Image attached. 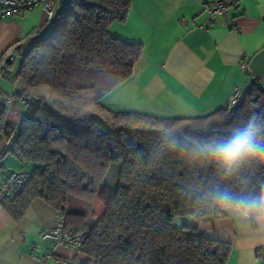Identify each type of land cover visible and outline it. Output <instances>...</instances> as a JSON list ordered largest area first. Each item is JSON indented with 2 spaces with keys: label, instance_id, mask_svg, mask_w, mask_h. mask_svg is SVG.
<instances>
[{
  "label": "trees",
  "instance_id": "16d2710c",
  "mask_svg": "<svg viewBox=\"0 0 264 264\" xmlns=\"http://www.w3.org/2000/svg\"><path fill=\"white\" fill-rule=\"evenodd\" d=\"M129 12V0L61 1L42 33L5 60L3 75L17 63L13 106L26 109L16 128L1 130L5 155L33 168L2 209L18 221L41 199L62 212L65 231L86 234V264H226L230 244L199 235L196 226L176 229L173 220L224 217L231 208L216 202V192H264V159L226 176L213 158L193 151L229 138L253 113L264 124V91L253 84L239 107L192 118L109 110L102 99L131 76L142 51L109 33ZM48 102L59 117L45 112ZM114 163L115 188L105 184Z\"/></svg>",
  "mask_w": 264,
  "mask_h": 264
},
{
  "label": "crops",
  "instance_id": "0c3cea01",
  "mask_svg": "<svg viewBox=\"0 0 264 264\" xmlns=\"http://www.w3.org/2000/svg\"><path fill=\"white\" fill-rule=\"evenodd\" d=\"M220 0H129L130 12L122 23L109 27L111 36L142 46L131 76L108 93L102 104L114 112H134L159 118H192L229 108L236 90L248 84L239 64L264 50V0H235L237 7L222 19L207 22L208 11ZM39 8L21 18L0 22V69L16 46L33 38L43 28ZM17 70L15 62L11 71ZM0 74V99L12 96L13 74ZM264 91V75L257 82ZM24 114V107L13 106ZM11 107V108H12ZM10 108V109H11ZM16 113V112H15ZM14 115V114H13ZM4 127L16 128L19 118ZM8 142L0 135V182L9 172L31 171L26 164L5 155ZM57 211L34 199L20 220L14 221L0 208V264H86L81 253L65 247L52 250L41 240ZM196 226L199 235L231 246L226 264H259L264 254V225L233 209L213 221ZM183 227V228H184Z\"/></svg>",
  "mask_w": 264,
  "mask_h": 264
},
{
  "label": "built area",
  "instance_id": "2783aa9c",
  "mask_svg": "<svg viewBox=\"0 0 264 264\" xmlns=\"http://www.w3.org/2000/svg\"><path fill=\"white\" fill-rule=\"evenodd\" d=\"M61 0H0V22L5 18L18 17L21 18L26 13L31 12L35 8H39L45 17V28L55 17L59 3ZM237 7L235 0H220L213 4L212 8L208 11L207 22L222 19L223 16L231 9ZM43 28L37 29L33 32V36L37 37L42 33ZM6 60L13 61V56L10 54ZM249 60L243 58L239 64L242 73L248 75V84L253 82L256 84L259 77H254L249 70ZM247 84V85H248ZM241 90H236L230 99L229 108L234 109L240 97ZM12 96H7L0 99V133L4 128L8 112L12 107ZM31 178V172L28 170H20L17 172H9L4 179L0 182V208L5 200L13 198L21 194L24 187ZM85 233L67 232L64 230V216L63 213L57 211L56 218L53 226L41 233V240H49L52 243V250L59 247H65L77 252L85 242ZM259 264H264V254L259 259Z\"/></svg>",
  "mask_w": 264,
  "mask_h": 264
},
{
  "label": "clouds",
  "instance_id": "9594fccd",
  "mask_svg": "<svg viewBox=\"0 0 264 264\" xmlns=\"http://www.w3.org/2000/svg\"><path fill=\"white\" fill-rule=\"evenodd\" d=\"M253 113L245 127L237 129L229 138L199 145L193 149L198 155L213 158L226 176L251 159H264V124ZM214 198L224 208H231L245 218H253L264 225V192L257 196L235 198L228 192H216Z\"/></svg>",
  "mask_w": 264,
  "mask_h": 264
},
{
  "label": "water",
  "instance_id": "95a60500",
  "mask_svg": "<svg viewBox=\"0 0 264 264\" xmlns=\"http://www.w3.org/2000/svg\"><path fill=\"white\" fill-rule=\"evenodd\" d=\"M249 70L254 77H260L261 75H264V50H262L252 58L249 63ZM252 85L253 82H250L247 86L243 88L236 104L237 107H239L243 103ZM44 110L46 113L54 117L60 116L50 102L44 105ZM94 120L98 124L102 125L104 128H107L106 124L100 118L94 117Z\"/></svg>",
  "mask_w": 264,
  "mask_h": 264
},
{
  "label": "rangeland",
  "instance_id": "374dc122",
  "mask_svg": "<svg viewBox=\"0 0 264 264\" xmlns=\"http://www.w3.org/2000/svg\"><path fill=\"white\" fill-rule=\"evenodd\" d=\"M61 1L63 4H65L66 2V0H61ZM19 117H20L19 110L14 109V107H12L10 109V116H9L8 123L13 122L14 118H19ZM13 125H15L14 122H13ZM117 177H118V165L114 163V164H111L108 168V172L105 177V184L109 185L110 187L115 188L117 186ZM190 220H193V219H191L190 217H176L173 220V226L176 229H183L184 226L188 225L189 222H191Z\"/></svg>",
  "mask_w": 264,
  "mask_h": 264
}]
</instances>
